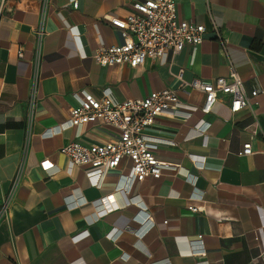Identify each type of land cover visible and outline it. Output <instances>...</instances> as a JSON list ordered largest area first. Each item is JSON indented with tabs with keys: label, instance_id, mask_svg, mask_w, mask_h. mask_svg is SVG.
<instances>
[{
	"label": "crops",
	"instance_id": "0c3cea01",
	"mask_svg": "<svg viewBox=\"0 0 264 264\" xmlns=\"http://www.w3.org/2000/svg\"><path fill=\"white\" fill-rule=\"evenodd\" d=\"M72 1L2 0L0 204L11 203L0 264H264V0H179L181 20L205 25L203 42L136 69L92 56L123 42L108 17L134 12L137 0ZM230 63L259 94L236 114L221 94L204 113V94L183 83L228 77ZM166 88L179 95L180 116L146 130L156 157L175 167L160 178L127 186V162L95 182L60 152L118 136L97 121L68 126L78 96L123 101ZM249 142L253 153L240 155Z\"/></svg>",
	"mask_w": 264,
	"mask_h": 264
},
{
	"label": "built area",
	"instance_id": "2783aa9c",
	"mask_svg": "<svg viewBox=\"0 0 264 264\" xmlns=\"http://www.w3.org/2000/svg\"><path fill=\"white\" fill-rule=\"evenodd\" d=\"M73 7L78 6L76 0ZM179 0H137L132 3L134 12L110 15V22L121 30L123 42L118 45L101 46L93 53V60L102 67L126 64L132 69L142 66L148 59H166L180 52L187 46L196 49L207 33L203 24L181 20L178 15ZM2 0L0 2V16ZM211 30L223 47L226 41L221 34V28L211 22ZM44 35L38 31V46ZM23 50L19 49L22 57ZM204 94L201 110L210 113L220 99L221 94L230 97L229 109L236 114L250 104V97H256L258 90L250 93L238 71L232 63L229 66L228 77L220 76L212 81L195 78L190 83H183ZM78 104L70 109L68 126L80 127L91 121H97L114 127L118 136L103 144H83L71 142L64 145L60 152L67 156L73 165L87 166L88 176L97 182L110 170L119 169L123 164L130 163L131 173L124 175L127 186L143 182L148 177L160 178L163 171L173 169L156 157V146L146 134L157 117L180 116L181 100L173 89H163L149 93L144 98H130L116 101L110 97L98 99L92 94L78 96ZM176 146L175 143H171ZM252 143H246L240 155H251ZM198 162V161H197ZM21 171V170H20ZM18 172L11 194L15 191L21 172ZM11 196L0 204V220H6L10 210ZM192 213L202 212L199 206L189 205ZM149 222L146 218L145 222ZM197 243H202L198 236ZM201 245V244H200ZM198 255V253H194Z\"/></svg>",
	"mask_w": 264,
	"mask_h": 264
}]
</instances>
